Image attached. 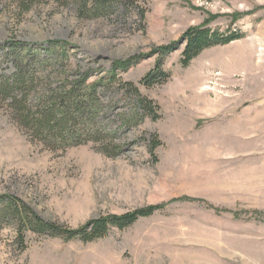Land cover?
<instances>
[{
	"label": "rangeland",
	"instance_id": "1",
	"mask_svg": "<svg viewBox=\"0 0 264 264\" xmlns=\"http://www.w3.org/2000/svg\"><path fill=\"white\" fill-rule=\"evenodd\" d=\"M82 1L0 0V47L33 53L61 43L66 57L54 66L89 74L86 85L104 82L97 122L104 138H115L51 145L0 98V264H264V0H109L87 19L77 12ZM189 28L243 36L183 67ZM5 51L6 79L15 68ZM22 55L26 71L49 57ZM157 62L166 80L143 82ZM49 72L30 101L60 82ZM9 197L69 231L157 207L85 243L19 231Z\"/></svg>",
	"mask_w": 264,
	"mask_h": 264
},
{
	"label": "trees",
	"instance_id": "2",
	"mask_svg": "<svg viewBox=\"0 0 264 264\" xmlns=\"http://www.w3.org/2000/svg\"><path fill=\"white\" fill-rule=\"evenodd\" d=\"M92 1L93 4L91 5ZM108 1L83 0L77 10L79 18L87 19V17L95 15L97 10H103L105 9L103 7L109 5L107 4ZM242 36L243 34L240 31L228 30L226 33H218L205 28H189L183 35L185 45L181 52L180 64L186 67L203 49L214 45H224ZM55 43L49 41L45 47L38 46L37 49L32 50L33 53L28 49L20 48L22 45L18 43H13L10 47V44H4L3 47H0V50L3 49L4 51L6 50L5 52L10 53L12 64L15 68L10 77L5 79L0 76V98L4 100L6 106L11 110L14 120H18L19 124L27 127L35 139L39 138L51 145L65 144L67 141H71L72 138L83 141L87 136V138L91 137L92 139L101 136L94 140L100 143L115 140V138H104L106 133L103 134L97 122V116L101 111L100 95L97 89L104 82L100 84H98L99 82H94L86 85L89 74H83L79 70L71 68L64 70V67L59 65L54 66L59 63L57 59L66 57L64 55V46L61 43ZM54 45H56V48ZM22 51L25 54H32V56H27L32 57L31 60H34L37 53L43 54L45 57L48 55L49 57L38 64L41 67H36V71H26L20 65L23 58ZM12 54L14 55L12 56ZM48 60L52 61L49 63L50 65L46 64ZM116 64L120 68L127 67L125 62H117ZM159 67L160 64L157 62L154 70L149 71L142 81L150 84L166 80L167 74L157 72ZM46 71H50L49 76H52L55 80L58 72L62 74L60 82L54 88H52L54 84L50 83L47 97L34 94L37 95V99L30 101L29 96L38 90V83L43 80L42 76ZM103 79L107 83L114 82L113 72L106 74ZM141 104L146 114L150 115L153 111L150 104L143 102ZM84 126H87L88 129H84ZM77 129L82 130L80 131L81 133H76L79 132ZM69 131L71 136L65 138L64 133ZM156 146L157 141H153L150 145V150L153 151ZM14 198L9 197L10 201L6 202L10 203L9 206L14 217L16 216L19 219V231L24 232L27 230L39 234L50 233L52 236H62L67 240L79 239L85 243L106 237L112 228L122 230L132 225L137 219L146 218L153 214L157 207L149 205L135 208L121 215H105V217H99L87 222L85 226L79 229L69 231L39 219L33 213H30L20 200ZM2 209L0 217L3 218L6 207Z\"/></svg>",
	"mask_w": 264,
	"mask_h": 264
}]
</instances>
